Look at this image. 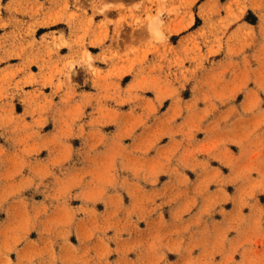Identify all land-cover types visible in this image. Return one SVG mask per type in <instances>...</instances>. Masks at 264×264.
Instances as JSON below:
<instances>
[{
  "label": "rangeland",
  "instance_id": "1",
  "mask_svg": "<svg viewBox=\"0 0 264 264\" xmlns=\"http://www.w3.org/2000/svg\"><path fill=\"white\" fill-rule=\"evenodd\" d=\"M7 1L0 65L3 55L17 62L0 70V196L11 193L0 230L19 225L29 241H54V252L67 230L78 253L84 240L110 264L119 256L109 237L119 233L123 245L161 219L180 238L208 227L205 247L229 225V238L246 230L235 222L264 209V135H247L264 124L259 114L232 120L264 81L261 50L247 36L251 13L226 24L229 0H58L67 11L37 14ZM88 44L102 47L100 60ZM32 52L37 74L19 61ZM94 148L110 169L73 163L76 150Z\"/></svg>",
  "mask_w": 264,
  "mask_h": 264
},
{
  "label": "clouds",
  "instance_id": "2",
  "mask_svg": "<svg viewBox=\"0 0 264 264\" xmlns=\"http://www.w3.org/2000/svg\"><path fill=\"white\" fill-rule=\"evenodd\" d=\"M78 2L79 0H77ZM192 3H195V0H192ZM8 7L11 9L12 5L9 4ZM50 9L67 11V4L61 6L58 0H18L15 7V11H30L33 14L44 13ZM249 13L255 17V23L247 19V36L254 39L259 46L261 50L259 59L264 64V0H229L228 16L225 17V23L240 20L245 17V14L248 17ZM88 35L87 25H82L79 40H83ZM252 59L256 58L249 57L245 63L247 64ZM244 91L249 92L250 90L244 89ZM250 98V107H245L242 111L234 110L235 114L232 115V120L246 121L251 116L259 114L261 124H264V81H258L255 91L250 92ZM239 107L237 105V109ZM256 134L264 135V127H259V133H257V128L249 126L248 137H254ZM259 162L261 165L260 178L264 182V155L259 158ZM73 163L77 165L84 163L86 169L90 165L93 172L102 173L106 168H111L107 158L101 157L99 150L95 148L91 151L76 150ZM90 174L89 171L85 170L78 177L74 186L78 185L80 181H84L85 177ZM116 187H122V185ZM8 195L11 193L0 196V204L7 200ZM5 211L6 206L0 207V212ZM25 215H27L26 212ZM36 215L39 216L40 213L37 212ZM241 222H246V230L238 231L235 237L229 238L227 233L232 230V225H229L207 247H205L208 244L205 237L209 231L208 227H203L198 236L193 235L191 238L187 235L188 229L185 228L182 230L185 235L180 238L176 231L167 228L163 219L151 232L136 229L129 233L127 238L123 240V245L120 234L117 233L115 237H109V240H114L117 245L111 251L117 252L119 256L111 264H264V209H261L259 214L253 211L250 217L241 218V221L235 222L237 229L240 228ZM196 232L197 230L193 229V233ZM69 234V231L65 230L63 242H56L59 250L54 252L51 247L54 241L49 240L48 245H42L39 241H29L26 232L24 235L21 234L19 225L8 228L6 231L0 230V264H110L103 257L97 259V253L91 243L85 245L84 240H81L78 253L76 248L67 244ZM88 239L90 240V236ZM65 245L70 250L68 254H65ZM197 248L201 250V255L194 256L193 250ZM13 252L16 254L15 258L9 259V254ZM168 253H175L176 258L169 259ZM217 254L221 255L220 260L213 259ZM104 255L106 256L107 252ZM237 256L239 259L235 258Z\"/></svg>",
  "mask_w": 264,
  "mask_h": 264
},
{
  "label": "crops",
  "instance_id": "3",
  "mask_svg": "<svg viewBox=\"0 0 264 264\" xmlns=\"http://www.w3.org/2000/svg\"><path fill=\"white\" fill-rule=\"evenodd\" d=\"M16 1H18V0H8L7 2H6V4L7 5H9V4H12V3H15ZM53 25V24H52ZM39 28H41V26H37V28H36V31L39 29ZM36 41H39V39H35ZM87 50L91 53V51L89 50V48H97L98 50L97 51H95L96 53H91V55H92V57H93V59H95V60H100V58H101V56H102V47L101 46H99V45H90V44H88V46H87ZM59 51V56H61V55H63V54H66V53H63V51L64 52H68V48L66 47V46H61L59 49H58ZM65 50H67V51H65ZM34 54V52H32L31 54H25V55H23L22 54V59L21 60H19L21 63H23V64H27V68L30 70V72L32 73V74H37V73H39V70H38V67H37V65L36 64H32L31 62L33 61L32 60V58H31V56L30 55H33ZM3 57V60H4V64H2V65H0V70H5V71H7V70H9V69H11L12 68V62H17V60H12L11 61V59L12 58H9V59H6V58H4L5 57V55H3L2 56ZM8 61V62H7ZM38 63H40V61H38ZM37 67V68H36ZM26 68V75H29V73H28V69ZM51 70V68H49V70H46V72H48V71H50ZM48 73H46V74H44V75H47Z\"/></svg>",
  "mask_w": 264,
  "mask_h": 264
},
{
  "label": "bare ground",
  "instance_id": "4",
  "mask_svg": "<svg viewBox=\"0 0 264 264\" xmlns=\"http://www.w3.org/2000/svg\"><path fill=\"white\" fill-rule=\"evenodd\" d=\"M208 4V3H207ZM106 9V8H105ZM58 19V18H57ZM153 21H154V19H153ZM149 23L147 24V26L148 27H151V29H153L154 27H156V20L154 21V22H152V20H149L148 21ZM187 24V23H186ZM153 25H154V27H153ZM186 26H188V25H186ZM182 28V27H181ZM150 29V30H151ZM176 29H178V28H176ZM176 29H175V31H176ZM179 30V29H178ZM87 53H85V55H86ZM89 54V53H88ZM89 57V55L87 56V58ZM89 58H91V57H89ZM85 59V58H84Z\"/></svg>",
  "mask_w": 264,
  "mask_h": 264
}]
</instances>
